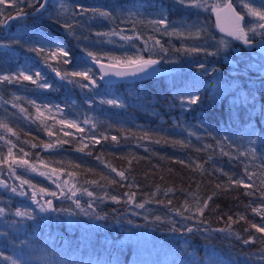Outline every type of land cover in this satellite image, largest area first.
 Wrapping results in <instances>:
<instances>
[{
    "label": "trees",
    "instance_id": "1",
    "mask_svg": "<svg viewBox=\"0 0 264 264\" xmlns=\"http://www.w3.org/2000/svg\"><path fill=\"white\" fill-rule=\"evenodd\" d=\"M244 2L233 0L248 19ZM16 3H0V20L34 11L25 0ZM223 39L210 11L177 0H48L36 16L15 19L0 37V76L24 72L35 79L39 72L42 80L0 81V264H11L4 256L19 264H264V233L251 227L264 224V75L255 66L229 68ZM57 45L69 56H54ZM192 48L202 50L186 51ZM87 52L112 64L157 59L167 70L107 82ZM88 68L95 86L71 75ZM190 94L197 104L184 102ZM110 99L119 106L103 102ZM40 101L56 104L80 129L68 134L47 126ZM249 148L254 156L240 155ZM34 167L74 189L49 196L55 211L28 209L25 192L47 190L48 179L32 175ZM13 168L27 181L23 191L10 181ZM18 208L33 218L17 217Z\"/></svg>",
    "mask_w": 264,
    "mask_h": 264
},
{
    "label": "snow or ice",
    "instance_id": "2",
    "mask_svg": "<svg viewBox=\"0 0 264 264\" xmlns=\"http://www.w3.org/2000/svg\"><path fill=\"white\" fill-rule=\"evenodd\" d=\"M4 2H5V0H0V3H4ZM25 2L28 4L29 7L34 8L33 15L41 13V11L43 9H45V7L47 5V0H25ZM177 3L182 4V5L186 6V7H193V8H202V7H206L207 6L206 3H205V0H177ZM14 6L17 7V8L19 7V0H17V3ZM81 7H83V6H81ZM225 7L232 12V15L235 18V24H234L233 30L228 33V35L232 36L233 39L239 40L244 45L248 46V45L252 44V40L250 39V37L248 35L249 33H252L253 35H262V36H264V4H262L260 7H254L252 5V3H251V0H245V2L243 3V7L245 9H247V14L250 15V16L256 17V20L249 21V23H251L253 25L252 27L242 26L241 22L244 20V16L237 14L235 12V10L232 8L231 4H227V5H225ZM216 8H217V6H213V11H216ZM93 11L97 12V14L99 16H102V17H108L110 15L108 12H103V11H99L98 12V10H96V9H93ZM27 15H28V13L24 12L21 9V10L17 11L16 16H8L6 19L0 20V24H7L9 20H14V19H21L22 20ZM217 19L219 20V15L217 16ZM157 23L164 24L165 21L162 19L160 21H157ZM64 27L66 29H70L72 26L69 25V24H65ZM221 31H223V29H221ZM199 34H200V30H197L196 35H199ZM221 43L223 44L224 41H221ZM157 44H159V41H157ZM34 50L37 51L38 54H40V53H42L44 51V49H34ZM201 50L202 49H199V48L186 49V51H191V52H198V51H201ZM57 53L59 55H61V56H64V57H68L69 56V52L66 49H64L62 46H60V45H57L56 52L53 53V55L55 56ZM208 54L212 55L213 53H208ZM86 55L91 57L94 63L99 64V60L96 58V56L92 52H87ZM69 62L70 61L67 60V59L64 60V63H69ZM131 63L137 66L135 72L126 73V72L117 71L114 74L116 76H124V75H129V74L136 75L139 72H145L148 68H150L151 66L157 64V61L154 60V59H151V58H148V59L140 58L138 61H136V60L131 61ZM103 67L104 66L101 65V69L102 70H103ZM200 67L203 68V65H200ZM90 73H91V69L88 68V69H86L84 71L73 72V73H71V75L83 77L85 80L89 81L90 85L95 86L96 81L94 79H92V77L90 76ZM107 74H108L107 72L104 73V75H107ZM57 75H60V73H57ZM18 78H22L23 80L31 81L33 84H37L38 81L42 80V75H41V73L37 72L35 74V79H33L32 75L25 74L24 72H20L18 77L17 76H0V81H9V82H11L12 80L18 79ZM66 78H67L66 75L65 76H61L62 80L66 79ZM101 78H103V77H101ZM87 86L88 85H82V87H87ZM38 87L47 88V87H50V86L48 84H46V83H39ZM198 101H199V97L198 96L190 94V95H188L186 101H184V102H186L189 105H194V104H197ZM103 102L107 103V104H110V105L119 106L118 102L116 100H111L110 99V100L103 101ZM252 103L254 104V98L252 100ZM262 111H264V107H262ZM3 126L7 127L6 125H3ZM70 126L75 127L76 125H70ZM8 131H11V129H8ZM254 134H255V130L254 129L249 132L250 136L254 135ZM262 137H264V134H262ZM112 139L115 141L117 138L114 136V137H112ZM248 143L249 144H253V143H255V141L250 139L248 141ZM49 147H50V145H49ZM82 150L83 149H81V151ZM256 151L257 150L254 149V148H249L247 150V153L246 152H241L240 155L252 154L254 156L256 154ZM9 152L11 153V149L9 150ZM225 155H227V153H225ZM261 159L264 160V156H262ZM13 163H16V161L14 160ZM19 163L26 165L28 163V161L27 160H23V161H20ZM262 167H264V165H262ZM112 171L116 172V175H118V176H120L122 178L124 177V172H117V170L115 168H113ZM247 175H248V179L251 180L253 174L249 173ZM229 179L234 184H237V185L243 184L245 188L252 187V185L245 184V182L242 179L241 180H231V177ZM21 183L22 184L23 183H27V181H21ZM217 187H219V185H217ZM11 190L13 192L17 191L16 188H12ZM19 194L20 195H24L23 192H20ZM73 194H75V193H73ZM246 194L247 195H251L252 193L246 192ZM52 195H55V193H52ZM88 195L92 196L93 194L91 192H89ZM262 195H264V194H262ZM111 199L113 201H115V202H119L118 197H116V196H112ZM211 199H212V196H209L207 199H205L203 201V207H199L198 206L197 207V211L199 213L203 214L204 208L208 207L209 201ZM34 202H36V201H34ZM75 203L77 204V206H79V204H80L79 200H76ZM91 207H92V205L89 204V208H91ZM136 207L142 208V207H144V205L143 204H137ZM39 210L41 212H44V211H55L56 209L53 208L52 201L49 200V201L46 202V205H41L39 207ZM253 211H257V209H253ZM4 212H5V209L4 208H0V216H2L4 214ZM15 215L17 217H27L28 219H32L33 218L30 212L21 211L19 208L16 210ZM96 218L97 219H103L104 217L97 216ZM187 218L191 219V217H187ZM156 219L159 220L160 218L156 217ZM229 219L231 220V217H229ZM241 219H243V217H241ZM129 223H131V221H129ZM251 227L255 228L257 232L264 233V224H261L260 226H257L256 224H252ZM187 231L191 232L192 229L189 228V229H187ZM219 231H223V229H220ZM243 242L245 244H248V243H250L252 241L244 240ZM0 256H3V254L0 253ZM3 258L6 259V260H10L11 264H19L18 261L12 260L11 257L4 256Z\"/></svg>",
    "mask_w": 264,
    "mask_h": 264
},
{
    "label": "rangeland",
    "instance_id": "3",
    "mask_svg": "<svg viewBox=\"0 0 264 264\" xmlns=\"http://www.w3.org/2000/svg\"><path fill=\"white\" fill-rule=\"evenodd\" d=\"M261 1L264 2V0H261ZM226 2L227 1H225L224 3H226ZM224 3L221 5H218L219 3L214 4V6H217V8H218L222 5H224ZM211 4H212L211 1L207 0L206 1L207 6L204 7V9L205 10L207 9L208 12L210 11L211 14H213L214 11H213V6ZM243 14H245V13L243 12ZM245 16H246V14H245ZM250 19H253V16H249V18L246 20L249 21ZM247 21H246V24H247ZM213 23H215V22H213ZM222 41H224V43L222 44V49H224V52L226 51L228 53L231 50V52H233V54H234V56H233L234 58L230 62H228V59H227L228 55H224L222 57L223 61H226V64L229 65V68L239 69L241 67H248L249 69H252L253 66H255L259 70V73L261 75H264V65H262V60H260V58H258L256 56V54H254V49H252V46L251 47L246 46L241 41L235 40V39L230 38V37L229 38L225 37V39H223ZM154 60L157 61V67H160L162 73L166 72L167 68L161 66L160 62L157 59H154ZM108 63H110V62H108ZM114 64H116V63H114ZM124 64L125 65H127V64L131 65V63H124ZM124 64H118V65H124ZM114 81H118V80H114ZM114 81H109V82H114ZM37 105H38L37 106L38 115L40 116V118L42 117L44 119V122L47 124V126L48 125L52 126V127L56 126L57 128L64 130V132H67L68 134L69 133L73 134V132H75L77 129H80L81 125L76 120H74V119L72 120V119L60 116V114H59L60 109L58 108V106L56 104H52V103L48 104V103L40 101L37 103ZM70 125H76V126L72 127ZM19 171L20 170H17L15 168L12 169L10 174L15 179L11 178L10 181L15 180L18 183H20V185H19L20 191H23V189H21V188H23V185L21 183V180L18 178ZM37 174H40L42 178L44 177V178L48 179L47 182L43 181L47 186L46 187L47 190L42 191L41 189H37V188L33 187L29 183L32 186L33 191L31 193L24 191L26 193L25 194L26 200L29 201L28 202L29 203V205H28L29 211H34L35 207H37L39 209V207L41 205H46L47 201H49V200L52 201L49 198V196H52V193H55V195H58V194H64L67 190H70L72 192L74 191L70 181L66 178L65 179L62 178L60 175H58L56 173L52 174L51 172H46L44 170L42 171L41 169H38L36 167L32 168V175L38 176ZM34 201H36V202H34Z\"/></svg>",
    "mask_w": 264,
    "mask_h": 264
},
{
    "label": "water",
    "instance_id": "4",
    "mask_svg": "<svg viewBox=\"0 0 264 264\" xmlns=\"http://www.w3.org/2000/svg\"><path fill=\"white\" fill-rule=\"evenodd\" d=\"M47 2H48V0H47ZM227 4H231L232 8L235 10V12L237 14L244 16L240 11L237 10V8L233 4L232 0H227V3L225 5H227ZM225 5L218 7L216 9V11H214L212 18H213V22H215V27L219 33H221L222 35L227 36V37H232V36L228 35V33L233 30V27L235 24V18L232 15V12L229 9H227L225 7ZM44 10L45 9H43L42 11H44ZM26 13H28V15L26 17L36 16V14L33 15L34 11H30V12H26ZM218 15H219V20L217 19ZM11 16H16V13L14 15H11ZM14 22H15V19L9 20L8 23L5 24V27L3 30L4 33L0 32V37H5L8 34L9 28L12 25V23H14ZM241 24H242V26H245V24H246L245 16H244V20L241 22ZM221 29H223V31H221ZM254 42H255L254 47L257 50L264 52V37H261V38L255 40ZM89 63L91 64V66H94L96 68V70L98 71L99 75L101 77H103L101 79L108 81V82L114 81V80L135 81V80L143 79V78L149 77V76H156V75H159L162 73L160 67H157V64H155V65L151 66L150 68H148L145 72H139L136 75L129 74V75H124V76H116L114 73L117 71L126 72V73L135 72L137 66L134 64H131V65H129V64L118 65V64H114V63L112 64V63H108V62L103 61V60L102 61L99 60V64H97V63H94L92 59L89 61ZM101 65L104 66L103 70L101 69ZM105 72H107L108 74L104 75Z\"/></svg>",
    "mask_w": 264,
    "mask_h": 264
},
{
    "label": "flooded vegetation",
    "instance_id": "5",
    "mask_svg": "<svg viewBox=\"0 0 264 264\" xmlns=\"http://www.w3.org/2000/svg\"><path fill=\"white\" fill-rule=\"evenodd\" d=\"M248 35H251V34H248ZM250 37V39L252 40V44L251 45H248V46H252V49H254V54H256V56L258 57V58H260V60H262V65H264V52H261V51H259V50H257L255 47H254V41L255 40H257V39H259V38H261V37H264V36H255V37H251V36H249ZM228 54V62H230V61H232L233 60V56H234V54H233V52H231V50L227 53Z\"/></svg>",
    "mask_w": 264,
    "mask_h": 264
}]
</instances>
